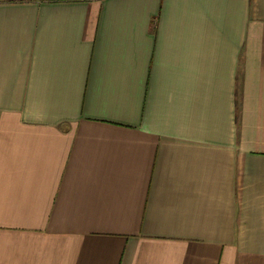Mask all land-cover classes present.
Here are the masks:
<instances>
[{
	"label": "crops",
	"instance_id": "obj_1",
	"mask_svg": "<svg viewBox=\"0 0 264 264\" xmlns=\"http://www.w3.org/2000/svg\"><path fill=\"white\" fill-rule=\"evenodd\" d=\"M0 264H264V0H0Z\"/></svg>",
	"mask_w": 264,
	"mask_h": 264
}]
</instances>
